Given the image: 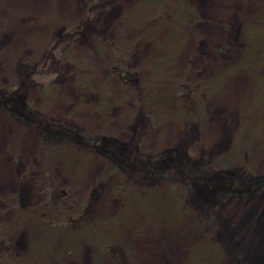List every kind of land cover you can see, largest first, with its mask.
<instances>
[{"label": "rangeland", "instance_id": "374dc122", "mask_svg": "<svg viewBox=\"0 0 264 264\" xmlns=\"http://www.w3.org/2000/svg\"><path fill=\"white\" fill-rule=\"evenodd\" d=\"M189 1L194 8L193 15L205 21L201 31L191 32L186 41L174 45H166L165 41L160 45L151 35L145 40L137 62L146 64L150 47L155 52L170 50L173 53L168 64L170 79L181 74L191 75L200 68L208 76L223 72V79L203 109L191 98L175 99L167 84L148 89L145 98L148 100L155 94L156 100L146 104L149 112L138 134L139 147L143 152L179 149L196 172L221 169L235 176H263L264 67H251L247 62L234 70L232 66L247 57V51L257 52L255 60L264 58V33L258 39H247L245 23L241 21L250 16H264V0ZM132 2L121 0L115 7L119 12L129 8ZM77 13V0H0V38L10 36L0 40V84L16 85L19 78L33 69L37 45L30 40L31 36L39 34L38 38L43 40ZM101 20L108 23L106 13ZM233 21L238 23L236 36L221 27ZM70 55L73 63L62 65L56 87L44 93L42 88L30 85L23 92L24 99L32 109L65 121L79 131L109 135L120 141L131 140L137 118L121 103L118 84L107 77L105 56L96 51L89 39L73 42ZM73 70L89 76L88 86L75 84ZM186 115L189 117L185 120ZM19 127L0 106V179L5 183L0 186V196L12 197L30 206L40 198V191L32 181L40 169L34 167L33 173L24 179L23 174L27 163L37 156L38 133L31 127L21 131ZM91 161L92 158L82 174H75L77 183L76 177L72 178L76 192L81 193L90 183ZM69 166L74 172L73 162ZM70 177L72 172L61 164L53 168V185L66 187L74 183ZM112 183L113 179L92 201L90 218L107 219L116 212L119 205L111 193ZM166 191L161 189L158 193L144 194L145 197L138 196L132 205L122 206L119 211L120 224L111 228L112 238L130 243L131 264H236L224 250L221 239L207 226L201 227L202 231L193 228L191 220L196 217L195 212L179 210L167 203ZM218 215L241 260L247 264H264V187L256 188L250 196L224 197ZM2 219L16 222L11 209L2 212ZM143 222L145 226H139ZM133 229H138L136 235ZM32 233L33 226L27 220L8 233L10 252L23 264H113L110 257L94 261L92 253L96 249L86 240L74 255L56 256L59 248L56 246L50 251L43 247L35 251L30 245ZM213 240L217 242V249L212 256L208 244ZM61 243L57 241L56 245Z\"/></svg>", "mask_w": 264, "mask_h": 264}, {"label": "trees", "instance_id": "16d2710c", "mask_svg": "<svg viewBox=\"0 0 264 264\" xmlns=\"http://www.w3.org/2000/svg\"><path fill=\"white\" fill-rule=\"evenodd\" d=\"M118 1L121 0H77L75 18L43 40L38 38L39 34L31 36L30 40L37 45L31 72L19 78L16 85L0 84V106L19 123L20 131L31 127L38 133L39 154L27 163L23 179L33 173L34 167L40 169L32 180L40 191L37 203L27 206L12 197L0 196V264H23L21 259L11 254V243L7 237L12 229L26 220L33 226L29 239L35 251L38 247L50 251L56 246L59 247L56 256L74 255L78 254L82 243L88 241L96 249L92 253L94 261L110 257L113 264H131L130 243L114 240L111 228L119 223L122 206L132 205L138 196L145 197L144 194L158 193L161 189L167 190L170 206L195 212L196 217L191 220L193 228L202 231L200 228L207 226L221 239L224 250L236 264H247L235 251L233 241L218 215V207L226 196H250L256 188L264 187V175L235 176L221 169L196 172L179 149L169 147L143 152L139 147L138 134L149 112L146 104L156 100L155 94L148 100L145 98L148 89L167 84L175 99L191 98L197 107L203 109L223 79V72L208 76L204 68L188 76L181 74L170 79L171 68L168 66L173 59L170 50L155 52L150 47L145 57L146 64L137 62L141 59L145 40L153 35L158 43L161 42L160 45L163 41L168 42L166 45L178 44L186 41L191 32L199 33L205 21L193 15L191 10L194 8L189 0H133L129 8L119 12L115 7ZM105 13L109 21L104 24L101 18ZM241 21L245 23L244 35L247 39H258L264 33V16H250ZM237 24L233 21L221 24V27L228 30L231 36H236ZM8 37L9 34L2 35L0 40ZM79 39L91 40L96 51L105 56L107 77L118 84L121 103L137 118L131 140L120 141L109 135L79 131L65 121L32 109L24 99L23 92L30 85L42 88L44 93L57 86L55 80L62 72V65L73 63L70 48ZM249 52L240 63L232 66L233 70L242 66L243 62L251 67H264V58L255 60L257 52ZM141 65L145 67L141 68ZM73 74L76 85L88 86L89 76L78 70H73ZM188 117L186 115L185 120ZM91 158L90 183L81 193L76 192L72 178L82 174ZM71 162L74 172L69 166ZM57 164L72 172L70 182L74 183L66 187L53 185L52 173ZM111 179V193L119 207L110 218H90L88 212L92 201ZM76 180L77 183V177ZM8 209L14 212L16 222L3 221L2 212ZM151 221L156 222V219ZM144 223L139 226H145ZM110 229L112 231L109 232ZM137 230L133 229L134 235ZM60 240L62 243L57 246ZM214 242L208 244L212 256L217 249V242ZM207 258H210L209 255Z\"/></svg>", "mask_w": 264, "mask_h": 264}, {"label": "bare ground", "instance_id": "6f19581e", "mask_svg": "<svg viewBox=\"0 0 264 264\" xmlns=\"http://www.w3.org/2000/svg\"><path fill=\"white\" fill-rule=\"evenodd\" d=\"M0 183H1V185L0 186H2V185H4L5 183L0 179Z\"/></svg>", "mask_w": 264, "mask_h": 264}]
</instances>
